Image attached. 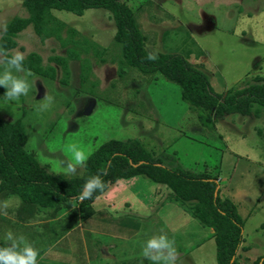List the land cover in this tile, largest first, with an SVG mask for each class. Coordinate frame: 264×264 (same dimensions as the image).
Segmentation results:
<instances>
[{
	"label": "rangeland",
	"instance_id": "rangeland-1",
	"mask_svg": "<svg viewBox=\"0 0 264 264\" xmlns=\"http://www.w3.org/2000/svg\"><path fill=\"white\" fill-rule=\"evenodd\" d=\"M123 1L135 11L152 54H182L207 73L215 92L223 94L264 76V0ZM105 12L53 10L65 24L62 36L68 37L73 28L79 41L74 48L80 57L67 60V83L62 82L63 64L56 57L69 56L72 44L56 36L42 40L32 24L19 31L11 54L20 51L26 58L35 52L44 67L55 69V76L27 69L28 95L15 102L0 98V116L7 121L23 118L26 147L50 171L63 173L67 142H78L91 154L109 139L135 138L170 167L181 163L217 177L220 194L231 198L246 219L238 256L252 264L264 255V112L260 117L225 114L215 128L204 126L182 100L177 83L160 74L150 79L122 68L115 27ZM28 16L21 0H0V39L9 21ZM3 60L0 52V64ZM3 92L0 87V96ZM46 95L53 101L40 111ZM84 170L85 165L67 176ZM122 182L129 190L94 200L103 217H93L90 229L66 221H84L73 211L80 200L73 199L71 207L50 218L48 208H36L31 216L19 196L0 193V241L9 230L22 234L38 249V264H154L141 255L142 244L164 233L175 242V264H218L213 229L201 223L189 205L146 176ZM111 199L116 203L110 205Z\"/></svg>",
	"mask_w": 264,
	"mask_h": 264
},
{
	"label": "trees",
	"instance_id": "trees-1",
	"mask_svg": "<svg viewBox=\"0 0 264 264\" xmlns=\"http://www.w3.org/2000/svg\"><path fill=\"white\" fill-rule=\"evenodd\" d=\"M29 11L28 17H16L9 21L0 39V52L6 59L17 46L16 34L33 26L42 40L56 36L68 47L66 57L56 58L63 64L62 82L67 83L68 57H80L74 45L75 29L70 28L68 37L62 36L65 25L53 14V10L83 15L92 8L103 9L115 27L114 40L122 54V68L138 70L149 78L157 74L177 83L181 97L190 109L196 112L201 124L215 128L216 121L225 114L239 113L260 117L264 112V76L257 75L254 81L244 86L230 87L225 93L214 91L210 78L200 67L193 65L179 53L159 52L156 59H147L152 54L146 46V35L142 32L135 11L123 0H21ZM25 68L34 72L55 76V69L44 67L41 57L35 52L25 58ZM86 81L85 75L82 78ZM27 131L23 118L7 121L0 116V193L17 195L31 216L39 207L48 208L50 218L67 207L79 195L84 181L92 175L102 174L105 188L80 201L79 212L86 220L95 214L94 200L121 178L143 175L159 184H164L176 201L189 205L191 212L207 227L213 229L218 264H247L240 261L238 251L243 242L246 219L239 213L238 205L218 191L217 177L207 172H198L184 167L166 165L140 140L135 138L109 139L90 154L85 163V172L78 176H67L50 171L26 145ZM77 200V199H75ZM76 224L78 220H66ZM5 242L0 241V246ZM252 264H264V255Z\"/></svg>",
	"mask_w": 264,
	"mask_h": 264
},
{
	"label": "clouds",
	"instance_id": "clouds-1",
	"mask_svg": "<svg viewBox=\"0 0 264 264\" xmlns=\"http://www.w3.org/2000/svg\"><path fill=\"white\" fill-rule=\"evenodd\" d=\"M147 59L154 60L156 56L148 54ZM31 73L25 68V55L23 52L14 51L0 64V87L4 89L0 96L6 102H15L20 97H25L31 87L28 76ZM51 96H45L44 102L38 107L40 111L46 110L52 103ZM67 154L61 162V171L65 175H74L80 167H83L90 155V149L78 142H67L63 146ZM105 184L102 174H95L87 178L82 189L75 199L83 201L93 196V193L102 192ZM3 239L5 243L0 246V264H38V249L22 234H13L7 231ZM141 255L154 264H175V242L166 234H153L143 241Z\"/></svg>",
	"mask_w": 264,
	"mask_h": 264
},
{
	"label": "crops",
	"instance_id": "crops-1",
	"mask_svg": "<svg viewBox=\"0 0 264 264\" xmlns=\"http://www.w3.org/2000/svg\"><path fill=\"white\" fill-rule=\"evenodd\" d=\"M134 178V177H133ZM130 179V180H134V179ZM124 179H126V178H121L120 180H118L116 183H114V184H112V186H115L112 190L110 189H108L106 192H104L103 194H101L99 197L100 198H98L100 201H101V199H106L107 198V196L109 195L111 198H113V196L114 195H118V192H120V190L121 191H123V190H129V186H127L125 183H123L122 182V180H124ZM110 187V188H111ZM155 191L157 192V190L155 189ZM109 193V194H108ZM107 194V195H106ZM102 196H105V197H102ZM117 199H115V200H109V204L111 205V203H116L115 201H116ZM126 204H128L130 201H128V200H126L125 199V201H124ZM142 202H144V201H142ZM144 204H146L145 202H144ZM97 206L99 207V205L97 204ZM95 208V214L92 216V217H90L89 219H86V220H84V221H80V222H75L77 225H80V224H83V225H81V227H84V228H87V229H90V221L93 219V217H94V219H96L97 221H99L102 217H103V213H100V211H102V209H99V211H98V209L96 208V207H94ZM129 208H131V207H129ZM187 213H184V216L186 215ZM188 216H190V215H188ZM191 218H192V216H191ZM65 233H68V232H65ZM95 233H97V232H95ZM117 235V233H113V235L112 236H114V235ZM180 255H182L181 253H180Z\"/></svg>",
	"mask_w": 264,
	"mask_h": 264
}]
</instances>
